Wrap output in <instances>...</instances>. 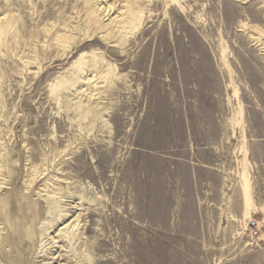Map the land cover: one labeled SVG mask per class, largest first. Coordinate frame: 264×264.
I'll list each match as a JSON object with an SVG mask.
<instances>
[{"label":"rangeland","instance_id":"1","mask_svg":"<svg viewBox=\"0 0 264 264\" xmlns=\"http://www.w3.org/2000/svg\"><path fill=\"white\" fill-rule=\"evenodd\" d=\"M179 2L141 0L123 56L97 29L128 1L0 0V264H68L59 230L77 218L79 264H264V0ZM94 50L122 79L84 120L69 69ZM58 185L80 209L38 257Z\"/></svg>","mask_w":264,"mask_h":264},{"label":"bare ground","instance_id":"2","mask_svg":"<svg viewBox=\"0 0 264 264\" xmlns=\"http://www.w3.org/2000/svg\"><path fill=\"white\" fill-rule=\"evenodd\" d=\"M125 1H128V4L123 7L124 10L122 11L121 15L120 16L116 15L115 17L114 16L111 17L112 15L111 12L115 8V3L109 4L104 8H99L98 6V10L100 11V13L102 14L107 13L106 15H110L109 18L111 17V20L108 23H104L102 25L103 29H97L98 31L101 30L102 34L98 35L99 39L108 48V50H110L111 48L121 49V54L123 56L127 55L128 46L130 44L131 38L137 35L136 31L139 29L136 28L143 23L144 14H145L143 8H140L142 5L141 0H125ZM173 1L177 4H180L179 0H173ZM4 15L5 14H3V16ZM3 19L0 20V24L2 23ZM92 20L94 25L96 26H98L99 22L102 21L100 15L97 13L91 16V24H92ZM46 32L47 33H45V35L47 37L49 33L48 28ZM92 39L94 38H91L90 40ZM106 55L107 54L100 55L95 50L92 52L83 51L80 54V57L74 62V64L69 69L70 77L73 78L72 80L73 84L76 85L77 83L81 85V83L83 82H85V84H88V87L85 90V92H88L89 99L86 103H84L81 111L83 113L82 119L84 120L88 117L89 113L95 114V116H97L98 114L101 113L103 109L107 108L104 106L101 99L103 98L104 94H106L107 89H111L115 86L116 80L122 79L120 73L117 72L118 64L111 62ZM222 55L223 58H225L224 49ZM100 82H104L105 85H99ZM77 90H79L78 87ZM81 90H84L83 86ZM98 96L101 97L100 100H98L99 98ZM242 186L244 190V203L246 207L245 216L246 218H253V209L254 208L256 209V207L255 204L253 203V198L251 196L250 179L247 172H244L243 174ZM63 197H65V195H64L63 187L61 185H58V187L52 190L51 195L48 196V198H50L49 205L56 203L58 205V208L53 210V208L50 207L49 217L41 223L40 230L42 235L41 237L42 241L40 244L41 248L39 247L40 250H38L39 253L38 257L46 258L50 256V254H53L54 256V252H52V250L54 249L53 247H58L57 244L58 241L56 240L55 237L48 238L47 235L50 234L48 232L56 225L58 226V224H63V223L65 224L68 217V211H70L71 208L80 209L78 206H71V208L68 207L67 209L65 208V206H63L65 204L61 205L60 207L59 203L62 202ZM66 205H69V203H67ZM93 214L94 212H91V215ZM257 223L260 229L259 237L262 240H264V231L261 230L263 221L258 220ZM80 229H81L80 221L79 218H77L75 221L73 220L71 223H67V225L60 228L59 230V237L64 240L67 239L71 243L69 247L66 246L68 249L66 248L65 250H63V252L65 251L64 252L65 254L63 255V259L66 262H68V264L72 262L79 264L78 262H80L85 258L86 250H84L82 246L79 247V245L81 244L83 245L82 243L83 241L82 242L80 241L82 236V235L80 236L81 232H78L80 231ZM88 230L93 231L94 229L89 227ZM62 241L63 240H61V242ZM77 243H78V248L75 247ZM90 248H92V250L96 252L99 248L98 242L95 240L91 244Z\"/></svg>","mask_w":264,"mask_h":264},{"label":"built area","instance_id":"3","mask_svg":"<svg viewBox=\"0 0 264 264\" xmlns=\"http://www.w3.org/2000/svg\"><path fill=\"white\" fill-rule=\"evenodd\" d=\"M259 235V229L257 227L256 221H251L250 223V237L252 240H256Z\"/></svg>","mask_w":264,"mask_h":264}]
</instances>
